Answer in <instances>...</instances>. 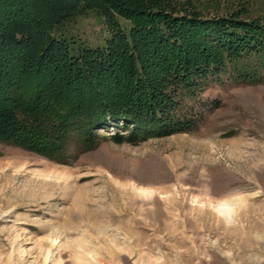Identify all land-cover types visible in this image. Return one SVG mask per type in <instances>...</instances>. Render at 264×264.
Segmentation results:
<instances>
[{
    "label": "rangeland",
    "instance_id": "1",
    "mask_svg": "<svg viewBox=\"0 0 264 264\" xmlns=\"http://www.w3.org/2000/svg\"><path fill=\"white\" fill-rule=\"evenodd\" d=\"M195 4L264 26V0ZM70 32L94 48L107 36L94 15ZM261 56L182 93L185 132L130 142L119 121L92 129L90 150L72 139L60 160L0 140V264H264Z\"/></svg>",
    "mask_w": 264,
    "mask_h": 264
},
{
    "label": "trees",
    "instance_id": "2",
    "mask_svg": "<svg viewBox=\"0 0 264 264\" xmlns=\"http://www.w3.org/2000/svg\"><path fill=\"white\" fill-rule=\"evenodd\" d=\"M90 15L103 46L70 32ZM254 52L264 55L258 20L195 0H0V140L60 160L72 139L90 150L92 129L119 121L130 142L188 131L182 93Z\"/></svg>",
    "mask_w": 264,
    "mask_h": 264
},
{
    "label": "bare ground",
    "instance_id": "3",
    "mask_svg": "<svg viewBox=\"0 0 264 264\" xmlns=\"http://www.w3.org/2000/svg\"><path fill=\"white\" fill-rule=\"evenodd\" d=\"M217 212L223 219L229 220L233 213V208L231 206V203H226V201L223 203L222 202L219 203Z\"/></svg>",
    "mask_w": 264,
    "mask_h": 264
},
{
    "label": "snow or ice",
    "instance_id": "4",
    "mask_svg": "<svg viewBox=\"0 0 264 264\" xmlns=\"http://www.w3.org/2000/svg\"><path fill=\"white\" fill-rule=\"evenodd\" d=\"M218 211H219V209H218Z\"/></svg>",
    "mask_w": 264,
    "mask_h": 264
}]
</instances>
